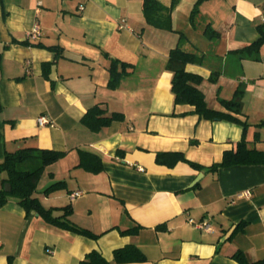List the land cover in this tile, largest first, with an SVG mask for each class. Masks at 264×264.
I'll return each instance as SVG.
<instances>
[{"label": "crops", "instance_id": "crops-1", "mask_svg": "<svg viewBox=\"0 0 264 264\" xmlns=\"http://www.w3.org/2000/svg\"><path fill=\"white\" fill-rule=\"evenodd\" d=\"M142 1L0 0V162L27 147L63 152L43 169L33 197L55 217L69 207L67 220L97 235L50 224L9 197L0 208V264H78L92 251L116 264L114 250L129 244L146 261L126 264H239L236 252L249 263L264 260V164L209 170L235 151L242 127L175 105L165 66L181 33V48L202 55L185 69L201 76L208 108L225 112L220 100L245 84L236 117L249 125L247 147L264 152V126H256L264 122V46L255 62L233 53L258 38L264 0H203L195 26L198 0H176L172 31L147 25ZM158 1L170 7L173 0ZM34 23L40 36L27 40ZM207 25L214 41L203 34ZM111 65L123 72L115 87ZM94 106L124 119L91 131L81 119ZM42 115L53 126H37ZM159 152L181 153L202 169L158 165ZM84 153L99 158L100 171H92L95 162L80 165ZM245 190L250 197H237ZM189 219L207 221L212 231Z\"/></svg>", "mask_w": 264, "mask_h": 264}, {"label": "trees", "instance_id": "trees-1", "mask_svg": "<svg viewBox=\"0 0 264 264\" xmlns=\"http://www.w3.org/2000/svg\"><path fill=\"white\" fill-rule=\"evenodd\" d=\"M202 1L203 0H198L191 11L190 22L193 26L196 25L198 5ZM175 3L176 0H173L170 7H164L158 0H143L142 16L147 25L165 31H172L170 9ZM256 30L258 32V38L255 41L248 44L244 48L233 52L238 61L250 60L255 62L259 60L260 49L264 46V23L257 25ZM203 34L211 41H214L217 37L215 36V32L209 28L208 25L204 28ZM184 41L185 37L180 33L179 45L173 49L172 52H170L165 65L166 69L172 73L171 92L174 95V104L192 106L194 108L193 113L198 115L201 119L211 121H228L239 124L242 127V135L236 145L235 151L224 152L221 162L213 164L208 169L215 171L220 167L227 168L232 166L264 164V152L248 148L246 145L247 142L245 140V132L249 125L244 121H240L236 117L242 113V96L246 85L240 83L236 87L233 97L230 100H220V105L225 109V112L208 108L202 92H200L197 87L200 81H202V78H200L201 76L187 72L185 69L186 64H200L202 62V55H200V53L197 54L196 52L183 50L181 48V43ZM109 68L111 75L109 85L111 87H115L119 82L118 80L121 79L123 72H118L114 65H111ZM123 119L124 116L120 113H111L108 115L106 114V111L102 110L99 106H94L84 114L81 119V124L95 132L104 127H108L111 122H119ZM256 126L257 128L264 126V122H261ZM84 154L85 155H83L80 165L85 166L88 161L95 162V165L93 164L94 166L92 167V171H100V165H98L100 164L99 158L89 153ZM4 155V158L0 162V173H5V178L1 181L0 208L7 203L9 197H13L26 212L34 210L50 224L59 226L70 232L83 235L85 237L93 239L97 238V235H93L89 231L80 228L67 220V215L70 213L69 207L63 209V214L61 216L55 217L51 214L50 210L42 208L37 198L33 197V191L43 169L59 160L64 155L63 152L47 148L27 147L24 148V150L21 149L14 153H6ZM178 162H187L194 168L202 169L200 166L187 161L181 153H156L155 163L158 165L163 164L164 166L170 168ZM5 183H9L11 185V191L9 193L4 192L3 190V185ZM61 185L62 182L54 183L46 188L44 193L48 194L53 192ZM242 225V222L237 224L233 232L241 229ZM132 231H135V229H132ZM232 258L239 264H264V260L254 263L247 262L241 252H236ZM145 259V255L132 244L116 249L113 252V261L116 264L140 263L145 262ZM7 264H10V259ZM78 264L111 263L108 262L100 253L92 251L88 253Z\"/></svg>", "mask_w": 264, "mask_h": 264}, {"label": "built area", "instance_id": "built-area-1", "mask_svg": "<svg viewBox=\"0 0 264 264\" xmlns=\"http://www.w3.org/2000/svg\"><path fill=\"white\" fill-rule=\"evenodd\" d=\"M80 9H82V7H80ZM39 36H40L39 24L38 23H34L33 27L27 32L26 38H27V40L34 41ZM36 122H37V126H39V127H44V126H47V125L50 126L52 124L51 121H49L47 119V117H45L43 115L39 116L37 118ZM51 126H53V125H51ZM80 195H81L80 191H76V192L70 194V199L73 200V199L77 198ZM237 197H239V198H248V197H250V191L245 190L243 192H240ZM188 223L190 225H192L193 227H195L197 229H200L202 231H207V232L212 231L211 225L207 221L195 222L193 219H189Z\"/></svg>", "mask_w": 264, "mask_h": 264}, {"label": "water", "instance_id": "water-1", "mask_svg": "<svg viewBox=\"0 0 264 264\" xmlns=\"http://www.w3.org/2000/svg\"><path fill=\"white\" fill-rule=\"evenodd\" d=\"M3 190L4 192L9 193L11 191V185L9 183H5L3 185Z\"/></svg>", "mask_w": 264, "mask_h": 264}]
</instances>
